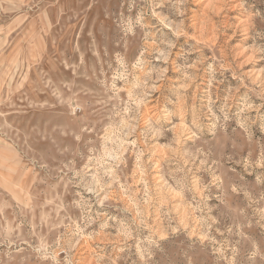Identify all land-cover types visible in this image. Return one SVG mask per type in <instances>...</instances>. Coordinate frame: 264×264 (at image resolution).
Instances as JSON below:
<instances>
[{"label":"rangeland","instance_id":"obj_1","mask_svg":"<svg viewBox=\"0 0 264 264\" xmlns=\"http://www.w3.org/2000/svg\"><path fill=\"white\" fill-rule=\"evenodd\" d=\"M0 264H264V0H0Z\"/></svg>","mask_w":264,"mask_h":264}]
</instances>
